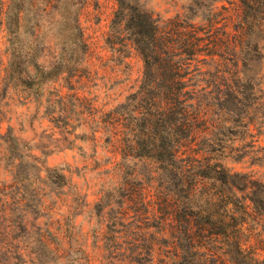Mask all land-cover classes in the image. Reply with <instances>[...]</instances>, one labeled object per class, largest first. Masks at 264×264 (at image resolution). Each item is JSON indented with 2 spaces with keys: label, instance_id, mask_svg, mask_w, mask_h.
I'll return each mask as SVG.
<instances>
[{
  "label": "rangeland",
  "instance_id": "rangeland-1",
  "mask_svg": "<svg viewBox=\"0 0 264 264\" xmlns=\"http://www.w3.org/2000/svg\"><path fill=\"white\" fill-rule=\"evenodd\" d=\"M190 1L134 0L162 20L183 14ZM16 5H0V264H150L163 213L161 181L152 164L110 140L107 114L137 90L143 73L125 34L110 29L116 0H26L20 8L29 22L9 35L5 16ZM217 6L234 15L231 4ZM78 10L86 53L66 25L65 16ZM35 23L41 38L32 62L27 44ZM18 34L25 35L22 47L13 41ZM259 45L264 54V34ZM21 50L27 66L18 63ZM251 66L259 72L258 62ZM237 132L226 135L237 153L224 166L264 184V156L251 153L264 147V135L251 149V139L241 143ZM247 223L245 247L264 259V214Z\"/></svg>",
  "mask_w": 264,
  "mask_h": 264
},
{
  "label": "trees",
  "instance_id": "trees-1",
  "mask_svg": "<svg viewBox=\"0 0 264 264\" xmlns=\"http://www.w3.org/2000/svg\"><path fill=\"white\" fill-rule=\"evenodd\" d=\"M15 1L20 5L5 16L9 35L10 29L19 32L29 22L20 8L26 0ZM223 1L233 6L234 15L223 16L228 9L217 6ZM116 3L110 29L125 34L142 59L143 73L137 90L107 114L110 140L119 139L134 153L132 158L152 164V175L161 181L163 213L154 243L157 257L151 256L150 264H264L244 242L247 222L264 214V184L231 173L223 164L237 153L227 134L242 130L237 133L244 139H237L250 138L251 149L258 142L253 139L264 135V54L259 45L264 0H191L183 14L167 20L134 0ZM78 12L65 16L66 25L76 47L86 53ZM231 17L237 22L233 33L227 30ZM33 27L27 45L36 62L41 36L38 25ZM14 37L20 47L26 43L25 35ZM25 57L24 51L17 53L21 66ZM251 62L260 64L258 73L253 74ZM251 153L264 156V147ZM58 176L65 179L61 172Z\"/></svg>",
  "mask_w": 264,
  "mask_h": 264
}]
</instances>
